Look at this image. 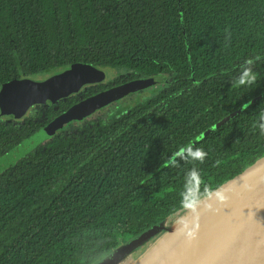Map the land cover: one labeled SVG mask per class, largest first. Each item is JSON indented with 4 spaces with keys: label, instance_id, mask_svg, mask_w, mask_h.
<instances>
[{
    "label": "trees",
    "instance_id": "trees-1",
    "mask_svg": "<svg viewBox=\"0 0 264 264\" xmlns=\"http://www.w3.org/2000/svg\"><path fill=\"white\" fill-rule=\"evenodd\" d=\"M249 58L257 80L238 85ZM79 63L161 85L0 174V264H99L264 157V0H0V90ZM76 103L0 120V160ZM190 143L204 161L173 164Z\"/></svg>",
    "mask_w": 264,
    "mask_h": 264
},
{
    "label": "water",
    "instance_id": "water-1",
    "mask_svg": "<svg viewBox=\"0 0 264 264\" xmlns=\"http://www.w3.org/2000/svg\"><path fill=\"white\" fill-rule=\"evenodd\" d=\"M106 79L104 70L83 63L41 81L15 79L0 90V120H24L34 108L56 106ZM153 85L161 84L158 79L136 81L72 107L8 154L9 160H1L8 167L0 166L3 168L0 174L11 162L26 157L71 123L84 121L112 103ZM256 101L227 116L214 129L224 126ZM134 240L131 245H120L99 264H124L132 254L137 258L131 264H264V157L203 200Z\"/></svg>",
    "mask_w": 264,
    "mask_h": 264
},
{
    "label": "flooded vegetation",
    "instance_id": "flooded-vegetation-1",
    "mask_svg": "<svg viewBox=\"0 0 264 264\" xmlns=\"http://www.w3.org/2000/svg\"><path fill=\"white\" fill-rule=\"evenodd\" d=\"M105 72L107 73V79H106V81L104 83L98 84V85L88 86V87L84 88L79 95H74V96L71 97V98H74L77 101V103L74 106H76V105H78V104H80V103H82L84 101H87L88 99L96 97L98 95L111 93L114 89L120 88V87L128 85V84H132V83H134L136 81L150 80V79H137V80H135V79H133V76H132L131 73H125V74H119V75L111 74L112 77H109L108 71L105 70ZM150 91H151V89H146V90L138 92V93L130 94L129 96H127L122 101H118V102L112 103L110 106H108V107H106V108H104L102 110H99L97 113H99V115L100 114H104L108 109H113V108H115L113 113H116L120 109L121 105L125 104V103H122V102L135 101L134 105L136 106L139 103H141V100H143V102L147 100L148 94L150 93ZM81 95L83 97L80 98ZM133 95H135L136 97L132 98L131 96H133ZM77 97H79L80 99L77 98ZM48 108H50V107H47V109ZM35 109L36 108H34L32 111H34ZM100 119L107 120L108 122L111 121V119H106V118H99L98 120H100ZM75 122H77V121H75ZM71 124H73V123H71ZM85 126H87V124H85L84 121H81V122L78 121L77 122V131L75 133H77L78 131L83 129ZM61 131H64V130H61ZM61 131H59V132H61ZM57 134H56V136H57ZM47 141H49V140H47ZM47 141H45V142H47ZM45 142H43V143H45Z\"/></svg>",
    "mask_w": 264,
    "mask_h": 264
},
{
    "label": "clouds",
    "instance_id": "clouds-1",
    "mask_svg": "<svg viewBox=\"0 0 264 264\" xmlns=\"http://www.w3.org/2000/svg\"><path fill=\"white\" fill-rule=\"evenodd\" d=\"M258 59V58H257ZM255 60L252 58L246 59L244 64L241 65V70L239 76L236 78V84L238 85H251L257 80V74L253 71V64ZM258 128L261 134H264V112L260 114ZM207 153L200 147L195 146L194 144H189L187 146L181 147L172 158V163H175V157H179L182 160H199L204 161ZM199 175L197 169H192L187 173L185 180V188L181 193L183 202H187L189 189L194 183V178Z\"/></svg>",
    "mask_w": 264,
    "mask_h": 264
},
{
    "label": "rangeland",
    "instance_id": "rangeland-1",
    "mask_svg": "<svg viewBox=\"0 0 264 264\" xmlns=\"http://www.w3.org/2000/svg\"><path fill=\"white\" fill-rule=\"evenodd\" d=\"M107 71H108V73H109V77H112L111 74H113V75L125 74L124 71H118V70H107ZM47 77H48V75H47V76L36 77V80H39V81H41V80H45ZM148 89H150V87H149ZM142 91H144V90H142ZM81 97H83V96L81 95L80 98H81ZM131 97L133 98V97H136V96L133 95V96H131ZM77 98H79V97H77ZM80 98H79V99H80ZM126 101H127V100H126ZM122 103H125V104H122L121 107H120V109H127V108H129L130 105H134L135 101H130V102L128 101V102H122ZM56 106H57V105H56ZM46 109H47V107H40V108L38 107V109L36 108V109H35L34 111H32L28 116H30V117H32V118H34V119H37V118H38V115L41 114V113H44V112L46 111ZM120 109H119V110H120ZM114 110H115V108H113V109H108L104 114H100V115H99V113H96V114L92 115L91 117L85 119L84 122H85V124L90 125V124H92L93 122L97 121L99 118L111 119L112 117H116V116L119 114V113H118L119 110H118L116 113H113ZM11 123H16V122H11ZM76 131H77V122H73V124L67 126V129H65V130L63 131V133H66V134L72 135V134H74ZM37 134H38V133H37ZM43 145H44V144H43ZM43 145H40L39 147H41V146H43ZM37 148H38V147H37ZM7 157H8V155H7V156H4L3 158H1V160H4L5 158L8 159ZM21 159H22V158H21ZM1 160H0V166L6 164L7 167H8V163H7L6 161H1ZM8 160H9V159H8ZM19 160H20V159H19ZM17 161H18V160H17ZM17 161H13V162H11L12 165H11L8 169H10L15 163H17ZM2 170H3V168H0V172H1ZM133 241H135V240H134V239H131V238H129V237L126 236V237L123 239V242H122L121 246H128V245H131V244L133 243ZM148 244H149V242L146 244V246H145L144 248H142V249L139 250L138 255L141 253V251H143L145 248H147ZM133 255H134V256H133ZM136 258H137V256H135V254H132L131 256H129V257L126 259V261H125L124 264H131V263H133V261H134Z\"/></svg>",
    "mask_w": 264,
    "mask_h": 264
}]
</instances>
